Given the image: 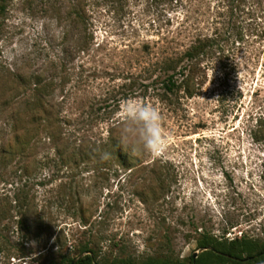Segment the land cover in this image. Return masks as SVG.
<instances>
[{
    "label": "rangeland",
    "instance_id": "obj_1",
    "mask_svg": "<svg viewBox=\"0 0 264 264\" xmlns=\"http://www.w3.org/2000/svg\"><path fill=\"white\" fill-rule=\"evenodd\" d=\"M76 2L11 0L0 13V264H49L87 240L107 264L184 260L203 250L201 230L264 239V0H80L84 24L66 16ZM216 30L228 40L198 94L160 100L150 65L163 47L182 50ZM36 74L54 78L68 121L56 125L53 140L30 134L19 161L6 152L25 134L6 130L3 101L29 98ZM129 98L160 110L167 152L154 157L133 140L125 165L66 164L69 131L100 138L120 122L121 136ZM98 107L115 112L91 122ZM75 189L82 194H70ZM17 195L28 205L20 209Z\"/></svg>",
    "mask_w": 264,
    "mask_h": 264
},
{
    "label": "trees",
    "instance_id": "obj_2",
    "mask_svg": "<svg viewBox=\"0 0 264 264\" xmlns=\"http://www.w3.org/2000/svg\"><path fill=\"white\" fill-rule=\"evenodd\" d=\"M8 1L11 0H0V13L5 10V4ZM66 16L75 23H85L84 9L83 6L81 8L80 0L70 5ZM221 36L223 34L216 30L214 35L197 37L182 50L170 49L169 46L163 47L161 55L150 65L153 68L150 71L158 72L161 91L156 94L160 100L169 101L171 96L178 94L187 98H192L198 94L205 82L204 76L208 63L218 60L223 50L222 42L228 40V37L221 38ZM237 36L236 39L239 42L244 39L242 32H238ZM87 44L88 41L84 38L80 50H86ZM34 77L35 82L29 98L23 95L14 105L9 103L8 98L3 101V105L6 106V130L16 131V129L21 128L25 134L23 138L20 139L19 137L17 146L13 151L6 152L7 154L15 153L19 161L28 156V150L32 147V143L29 141L32 138L29 137L30 134L37 135L41 132L44 137L53 140L57 129L56 125L68 121V116L63 113L62 109L64 101H55L54 99V92L57 87L54 78L46 79L38 74ZM109 110L105 107L92 110L93 115L96 116L92 115L90 121L92 122L97 116L100 119L111 118L110 114L115 111ZM21 121L23 125L20 124ZM90 121L89 123H91ZM119 124L120 122L114 124L105 137L94 139L85 135L86 129L84 128L69 131L63 146L70 150L73 156L66 158L65 163L70 164L80 158L79 161L84 164L91 161L106 160L125 165L129 160L130 145L124 146L121 136L116 133ZM35 161L37 164L41 163V160ZM24 162L22 164L26 168L27 164ZM71 193L72 195H80L82 191L75 189ZM26 198V195L21 196V198L17 195V202L21 199L23 203L18 204L20 209L23 208L24 204L28 205L29 201ZM24 215L19 222L21 226H26ZM225 233L226 230L223 231L222 236H218L209 231L201 230L196 237V245L197 248L203 250L195 258L192 257V254L184 260L170 255L150 256L140 263L129 258H113L107 264H241L242 262H264V239L241 233L240 236L228 240L224 238ZM102 240L105 239L99 237L97 242ZM93 245H95L93 240L78 243L74 245V250H77L73 252V255L67 252L61 253L57 260L53 259L49 264H104L98 260Z\"/></svg>",
    "mask_w": 264,
    "mask_h": 264
},
{
    "label": "clouds",
    "instance_id": "obj_3",
    "mask_svg": "<svg viewBox=\"0 0 264 264\" xmlns=\"http://www.w3.org/2000/svg\"><path fill=\"white\" fill-rule=\"evenodd\" d=\"M123 127L121 141H131L154 157L164 155L169 148L170 136L163 127L160 110L142 99L129 98L121 105Z\"/></svg>",
    "mask_w": 264,
    "mask_h": 264
},
{
    "label": "water",
    "instance_id": "obj_4",
    "mask_svg": "<svg viewBox=\"0 0 264 264\" xmlns=\"http://www.w3.org/2000/svg\"><path fill=\"white\" fill-rule=\"evenodd\" d=\"M198 253H199V252H196V251L193 252V253H192V257L195 258V257L197 256Z\"/></svg>",
    "mask_w": 264,
    "mask_h": 264
}]
</instances>
